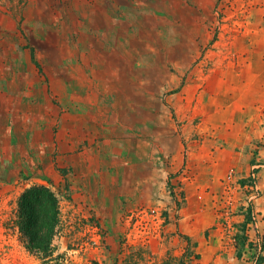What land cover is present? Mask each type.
Wrapping results in <instances>:
<instances>
[{
	"label": "rangeland",
	"instance_id": "obj_1",
	"mask_svg": "<svg viewBox=\"0 0 264 264\" xmlns=\"http://www.w3.org/2000/svg\"><path fill=\"white\" fill-rule=\"evenodd\" d=\"M128 1L135 3L0 0V88L6 99L8 92H20V105L11 106L30 113L21 125L43 114L47 104H60L68 66L75 76L82 70L87 79L93 76L96 84L110 79L121 85L112 91L116 98L101 94L99 103L92 100L116 105L118 162L126 160L131 142L140 143L142 128L150 158L166 162L162 186L152 174L144 186L140 173L137 179L117 173L115 182L105 177L90 182L85 192L52 163L46 168L40 151L29 154L34 165L20 156V173H12L13 159L1 157L0 264H264L263 3L252 32L246 5L216 0L210 17L197 19L202 28L210 21L206 42H200L205 35L198 29L197 49L178 50L173 39L184 46L192 19L163 17L148 0L144 16L126 23ZM114 21L122 29L116 36L110 33ZM64 42L70 44L66 50ZM114 57L117 70L110 74L108 61ZM91 69L95 74L87 72ZM55 116L53 145L59 132ZM100 116L109 117L103 111ZM20 138L28 140V133ZM173 157L179 163L171 172ZM192 161L204 171L195 173L198 182L192 173L184 180L182 172ZM190 181L193 189L185 192ZM38 185L49 188L59 206L51 262L28 252L13 227L19 196ZM185 223L193 228L184 229Z\"/></svg>",
	"mask_w": 264,
	"mask_h": 264
},
{
	"label": "crops",
	"instance_id": "obj_2",
	"mask_svg": "<svg viewBox=\"0 0 264 264\" xmlns=\"http://www.w3.org/2000/svg\"><path fill=\"white\" fill-rule=\"evenodd\" d=\"M240 1L249 9V15L247 17L251 25L250 29L252 32H255L262 18V15H260L261 8L259 7H262V3L264 7V0ZM130 2L131 1L125 2L123 6V15L126 23H129L130 18L134 15L136 17L144 16V9L142 7L143 3H148V0H135L133 4ZM153 2L155 3L153 7H155L163 17H188L192 19L191 21L189 20V31L186 38L187 42L184 43V46L181 44L180 40L173 39L176 43L175 47H177L178 50H181L182 47H187L192 50L197 49L196 40L198 38V29L201 31V35H205L204 38H200V42L203 44L206 42V35L210 32L208 31L209 25H211L210 21L205 24L207 27L202 28L204 25L199 24L198 26L197 19L198 17H210L216 0H153ZM187 2L189 3L187 4ZM114 25V27L110 28V33L116 36V30L122 31V29L117 27L116 21H114ZM163 25H165V22ZM163 31H165V28H163ZM123 32L125 35H129L128 24L124 25ZM172 33L175 34V30ZM178 33L180 34L181 32L178 30ZM245 40H249L248 37H244L243 41ZM81 43L82 41L78 40L74 47L79 49ZM114 45L115 49H117L116 38H114ZM69 46L70 44L64 42L61 44V49L66 50ZM82 48H86L85 44H82ZM256 56L259 58L258 56H260V54L257 53ZM257 63L258 62H256V64ZM108 64L109 72L111 70L110 74L116 72L118 65L117 58H109ZM81 65L82 64L78 66ZM66 67L64 73L65 79L61 82V92L59 95L60 104L54 107L53 104H47L44 107L43 114L42 112H38L37 117L34 118L32 122L28 123V125L20 124L22 119L25 120L28 118V115H30V113L22 112L17 108L21 103L20 97L18 96L20 92H8L7 94L10 95H8V99H6L3 86L0 88V129L4 132V134H0V160L1 157H5L6 160L13 159L14 166L12 168V173H16V171L20 173L19 169L21 170L22 164L20 156L29 158L30 153L36 154V151H40L41 155H43L44 159H42L44 164H46V168L49 167L47 164L52 163L56 168L61 170V173H65V178L68 181L73 180L75 182L74 185L78 188L82 187L80 191L85 192H87L86 189L90 185V182H98L99 179L105 177H108L109 184L113 181L115 182L117 173H126L130 179H137V173H140L141 184H144V186H147L149 177L152 174L155 177V183L162 186L166 162L164 159L153 161V158H150L148 132H143L145 128L144 130L142 128L140 143L136 140L131 142L129 145L130 152L124 161L125 163H120L116 157V105H111L110 103V105L101 106L92 102L93 99H96L99 103L102 99L101 94L102 96H109L110 94L108 100L116 98L117 95L113 94L112 91H115L118 87L121 88V85H115V80L112 84L110 79H108L105 84H102L103 82L101 83L100 81L96 84L95 82L97 79H94L93 76L87 79L83 70L79 72L82 76L79 74L75 76L72 73L74 70H70L68 66ZM80 69L81 67H78V70ZM87 72H90L92 75L95 74V70L93 69ZM70 79L76 82V85L70 86V84H66ZM0 82L3 83V80H0ZM93 89L94 91H92ZM88 90H90L89 93H87ZM82 93H84L85 98L81 97ZM124 96L131 97V94ZM140 96H143V94H140ZM144 96H147V93L144 94ZM86 98H90L89 105H86ZM35 103L37 104V101H35ZM14 104L18 106H11ZM163 110L164 109H162V111ZM102 111L109 116L107 119L100 116ZM141 111L147 114L148 106L141 107ZM54 115H57L55 116L56 120L59 118V126L55 127L59 129V132L55 135L56 145L51 144L52 141H50L54 136ZM145 120V123L148 124L147 117ZM147 129L146 125V130ZM16 133H20V135L17 136ZM27 133L29 139L22 140L20 136ZM19 138L20 141H18ZM138 147L140 151H132V148L136 150ZM50 155L55 156V158L52 160ZM31 159L34 160L31 157L27 161L34 165ZM42 159L39 162H42ZM178 163L179 160L173 157L169 168L171 172L175 171ZM224 163L227 162L224 161ZM118 165H120L119 168ZM192 165H194L193 161L191 163L188 162V165H186V168L182 172L187 175L184 180L190 178L189 173H192L194 175V180L198 182L199 176L195 173H203L204 171L199 169V166ZM26 166H28V164ZM104 184H106V182ZM190 186L191 181L186 182L185 192L192 191L193 187H191V189ZM188 203L189 201L187 205ZM192 226L191 224L185 223L183 228L191 230L193 228ZM204 252L206 253L207 250Z\"/></svg>",
	"mask_w": 264,
	"mask_h": 264
},
{
	"label": "trees",
	"instance_id": "obj_3",
	"mask_svg": "<svg viewBox=\"0 0 264 264\" xmlns=\"http://www.w3.org/2000/svg\"><path fill=\"white\" fill-rule=\"evenodd\" d=\"M58 224V201L49 188L32 186L19 196L13 227L25 239L26 250L44 262L52 260V239Z\"/></svg>",
	"mask_w": 264,
	"mask_h": 264
}]
</instances>
